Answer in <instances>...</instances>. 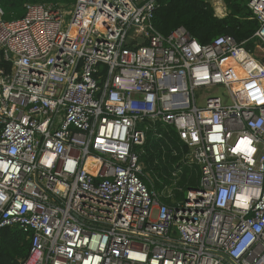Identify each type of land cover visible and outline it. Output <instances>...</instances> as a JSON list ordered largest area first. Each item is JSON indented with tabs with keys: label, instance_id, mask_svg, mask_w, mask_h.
Segmentation results:
<instances>
[{
	"label": "built area",
	"instance_id": "built-area-1",
	"mask_svg": "<svg viewBox=\"0 0 264 264\" xmlns=\"http://www.w3.org/2000/svg\"><path fill=\"white\" fill-rule=\"evenodd\" d=\"M157 1L0 7V229L30 232L21 264H264V0L250 47L164 35ZM158 125L200 166L174 204L142 179Z\"/></svg>",
	"mask_w": 264,
	"mask_h": 264
},
{
	"label": "trees",
	"instance_id": "trees-1",
	"mask_svg": "<svg viewBox=\"0 0 264 264\" xmlns=\"http://www.w3.org/2000/svg\"><path fill=\"white\" fill-rule=\"evenodd\" d=\"M76 0H0L4 19H20L25 15L26 5L42 3L63 6L68 9ZM227 7L224 16L215 13L210 0H158L153 23L162 34L168 35L184 26L201 44L213 41L217 36H233L239 44L250 47L258 21L252 17L248 0H223ZM0 67L10 71V64L0 56ZM189 147L180 140L173 126L158 125L148 132L140 162L144 166L142 179L150 191L161 194L171 187L173 196L161 197L170 204L184 200L190 188L200 186V166L196 162L186 164ZM180 170L175 176L174 173ZM30 232L16 226L0 229V264H21L28 257L31 247Z\"/></svg>",
	"mask_w": 264,
	"mask_h": 264
},
{
	"label": "rangeland",
	"instance_id": "rangeland-1",
	"mask_svg": "<svg viewBox=\"0 0 264 264\" xmlns=\"http://www.w3.org/2000/svg\"><path fill=\"white\" fill-rule=\"evenodd\" d=\"M223 4H224V2H223ZM223 4L222 3H217L216 7L219 6L220 11L224 10L227 13L228 10L227 9L225 10L226 7H225V4L224 5ZM223 6H224V8H223ZM219 9H217V12L220 14V16H223L225 14V12L223 14H221ZM69 20H70V15H67L66 16V21H69Z\"/></svg>",
	"mask_w": 264,
	"mask_h": 264
},
{
	"label": "bare ground",
	"instance_id": "bare-ground-1",
	"mask_svg": "<svg viewBox=\"0 0 264 264\" xmlns=\"http://www.w3.org/2000/svg\"><path fill=\"white\" fill-rule=\"evenodd\" d=\"M217 8L219 9V6H217ZM219 11H220V9H219Z\"/></svg>",
	"mask_w": 264,
	"mask_h": 264
},
{
	"label": "water",
	"instance_id": "water-1",
	"mask_svg": "<svg viewBox=\"0 0 264 264\" xmlns=\"http://www.w3.org/2000/svg\"><path fill=\"white\" fill-rule=\"evenodd\" d=\"M195 161L197 162V160L195 159Z\"/></svg>",
	"mask_w": 264,
	"mask_h": 264
}]
</instances>
